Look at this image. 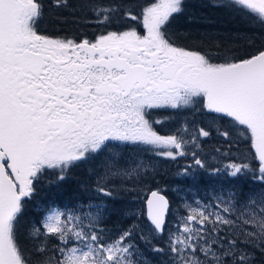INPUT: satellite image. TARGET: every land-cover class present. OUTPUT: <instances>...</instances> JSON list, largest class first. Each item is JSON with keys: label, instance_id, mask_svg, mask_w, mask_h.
<instances>
[{"label": "snow or ice", "instance_id": "snow-or-ice-1", "mask_svg": "<svg viewBox=\"0 0 264 264\" xmlns=\"http://www.w3.org/2000/svg\"><path fill=\"white\" fill-rule=\"evenodd\" d=\"M204 4L259 43L174 31L187 0H0V264H264V0ZM182 158L217 186L174 207Z\"/></svg>", "mask_w": 264, "mask_h": 264}, {"label": "trees", "instance_id": "trees-1", "mask_svg": "<svg viewBox=\"0 0 264 264\" xmlns=\"http://www.w3.org/2000/svg\"><path fill=\"white\" fill-rule=\"evenodd\" d=\"M64 15H67V13H64ZM219 20L220 22H218ZM229 20L233 21L230 22ZM70 27L74 29V26ZM172 27L174 31H178L182 35L187 33L197 34L208 32L213 34L214 36H218L221 38H231L235 33L240 32L242 36L255 35L257 37V43H259V33L250 32L245 26H242L240 23H238L234 17L217 11L214 8L207 7L204 4V0H187V8L185 13L173 22ZM243 44L244 40L243 38H240L236 40L235 46H242ZM241 51H243L242 47ZM162 115H168V113H163ZM181 117L183 116L179 114L175 115L174 120L172 122L159 127L158 130L161 131L162 134H167L168 126L170 125L169 127L173 128L172 125H174L176 122H179L181 120L179 118ZM216 146H219L217 138L208 139L207 143L204 146L205 151H208L209 149H212ZM187 162V160L182 158L177 162L161 161L157 165L159 175H157L156 180L161 187L167 189V194L170 200L172 201L174 207L176 205V198L174 197L175 192L172 189H174L175 186L183 185L187 191L189 190V193H194L192 189H189V187L192 186L197 189L201 188L203 191H205L206 188L210 189L212 187L217 186L213 183V179L209 178L202 171H199L197 173L199 179L196 181H191L190 179L181 180L180 178L175 177L173 173H175L178 168L183 167L184 164H186ZM76 175L79 176L80 179L85 178L83 176L82 171L77 172ZM188 181L189 184L187 186ZM74 185L75 181L73 182V187ZM52 201H55L57 205L62 206L63 203L67 202V196L59 193L53 194L49 192L46 188H40L36 193L34 200L27 206L25 220H38L42 215L41 208L46 207ZM36 204H40L41 207H36ZM120 207H122V205L120 203H117L116 208L119 209ZM120 220V213L118 211L113 212L108 218L106 226L108 228H114L118 225Z\"/></svg>", "mask_w": 264, "mask_h": 264}, {"label": "rangeland", "instance_id": "rangeland-1", "mask_svg": "<svg viewBox=\"0 0 264 264\" xmlns=\"http://www.w3.org/2000/svg\"><path fill=\"white\" fill-rule=\"evenodd\" d=\"M223 21V20H222ZM230 22H232L233 20H229ZM218 22H220V20L218 21ZM179 119H183V117H181V118H179ZM179 122H176L174 125H172V127L174 128L175 126H177V124H178ZM170 126V125H169ZM168 126V129H167V132H169V130L170 129H172V128H170ZM218 139V138H217ZM213 144H215V143H213ZM241 147H243V146H241ZM209 150H211V149H209ZM208 150V151H209ZM235 151V150H234ZM185 165V164H184ZM192 181V180H191ZM188 184H189V181L187 182V186H188ZM175 187H177V186H175ZM174 187V188H175ZM189 189H192L193 191H194V193H189V190L187 191L186 190V192H184V193H181V195H190V196H192V197H196L197 195H200V196H207L208 195V192L207 191H203L201 188H194L193 186L192 187H189ZM174 197L176 198V193L174 194ZM175 202H176V204H177V198L175 199ZM171 219V218H170Z\"/></svg>", "mask_w": 264, "mask_h": 264}]
</instances>
